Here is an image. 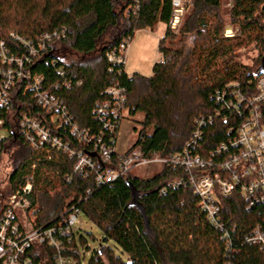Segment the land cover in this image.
Returning <instances> with one entry per match:
<instances>
[{"label": "trees", "instance_id": "trees-1", "mask_svg": "<svg viewBox=\"0 0 264 264\" xmlns=\"http://www.w3.org/2000/svg\"><path fill=\"white\" fill-rule=\"evenodd\" d=\"M229 2L231 9L226 10L222 0H194L173 36L167 31L171 0H0V41L12 56L29 57L31 46L46 35L52 37L46 50L25 66L31 76L43 79L42 89L64 104L70 116L69 124L58 131L35 95L24 96L21 84L13 90L10 111L0 109V121L11 136L0 154V222L4 201L30 183L28 199L36 211L37 231L52 232L55 240L71 247L59 236L58 225L65 228L68 216L77 210L100 232L87 264H264L256 248L243 242L259 223L264 233V203L246 212L239 195L221 199L220 215L229 225L224 241V233L210 224L191 188L174 187L185 178L183 170L168 165L143 180L132 175L133 167L113 183L97 185L96 173L85 177L73 171L75 159L69 154L49 145L33 149L24 138L13 136L14 122L23 113L40 120L51 137L71 150L88 154L97 167L100 158L94 147L103 142L116 168L118 158L136 149L147 162L167 161L199 130L198 155L214 165L225 161L216 150L223 144L230 149V130L234 134L243 116L228 107L234 101L223 91L234 84L241 93H253L261 78L257 71L264 67V0ZM132 7L138 11L126 17ZM159 25L166 30L157 46L160 62L150 77L127 76L124 65L112 66L108 57L124 41L130 44L136 33H152ZM227 27L238 36L224 38ZM54 35L60 37L58 42ZM249 49L255 53L251 68L239 62ZM95 54L98 60L92 64L73 61ZM112 88L125 91L130 118L142 117L134 128L136 141L124 155L114 152L116 132L110 133L107 119L97 114ZM72 125L91 143L79 144L70 134ZM232 225L237 226L233 234ZM18 258L20 264L25 259L35 263L30 250Z\"/></svg>", "mask_w": 264, "mask_h": 264}, {"label": "built area", "instance_id": "built-area-1", "mask_svg": "<svg viewBox=\"0 0 264 264\" xmlns=\"http://www.w3.org/2000/svg\"><path fill=\"white\" fill-rule=\"evenodd\" d=\"M172 12L167 25V31L173 36L179 33L185 15L191 12L194 0H171ZM231 6V4H230ZM137 7H132L127 11V15L135 16ZM230 27L225 28L223 37L231 39L237 37ZM57 42L59 36L54 35ZM13 38V36H11ZM161 38L160 42H163ZM52 42L51 36H44L40 39L36 47L31 46L29 57H14L6 49L4 42L0 41V109L10 111V101L13 90L17 84H21L24 96L35 95L38 106L46 114L50 113L51 123L59 131L64 125L69 124L70 116L67 107L59 100L51 97L42 89L43 79L33 77L26 69L25 65H31L39 53L46 50L45 43ZM129 43L124 41L118 50H115L108 57L112 66L124 65L128 55ZM32 59V60H31ZM30 79L32 81L30 82ZM233 99L228 107L243 116L239 125L234 129V134L230 130L228 146L225 145L216 150L218 156H226L225 161L214 165L212 160H204L198 155V140L201 132L196 130L193 139L188 142L182 152L170 157L167 161L154 160L147 162L143 160L139 149L133 150L127 157L118 158L116 168L111 167V151L103 142L97 141L94 153L99 156V166L95 165L88 154L75 152L69 145H64L60 140L51 137L50 131L42 122L35 117H27L20 113L17 124L14 122L13 136L24 138L25 141L36 149L49 145L51 149L69 154L75 159L73 171L87 176L89 173L95 174L97 185L113 183L114 180L129 173L138 165H159L161 168L173 166L183 170L186 176L183 180L174 183L175 188L189 187L200 199L202 212L215 229L224 233L228 228V222L221 217V199L239 195L246 203V212L251 211L253 204L264 203V78L261 77L256 83V91L241 93L237 85L225 87L223 95ZM109 99L99 106L97 114L102 120L107 119V126L110 133L117 132L120 123L127 112L125 105L127 98L125 91L120 88H112L106 91ZM198 128L199 125H198ZM70 134L74 136L79 144L83 142L90 144L91 141L83 137L84 131H79L72 125ZM11 137L5 130L4 123L0 121V154L3 152V145ZM89 142V143H88ZM222 149V152H221ZM115 152V151H114ZM233 152V153H230ZM113 153V151H112ZM217 167V168H216ZM98 170V171H96ZM224 176V177H223ZM32 194L30 183L25 188L4 201V215L0 222V264H20L19 256L24 255L26 250L33 252L35 263L31 259H25L22 264H87L91 252L95 248H90L83 237L82 223L78 222L81 215L74 210L67 218L64 228L58 225V234L62 240L71 243V247H64L63 243L55 240L52 232H39L35 229L36 211L31 209L29 196ZM242 219L240 218L239 221ZM264 223V221L262 222ZM260 223L254 226L253 231L243 236V242L247 248H256L264 257V233ZM237 230L236 225L230 227L233 234ZM226 232V231H225ZM86 239V238H85ZM224 233L222 240H227ZM87 240V239H86ZM74 243V245H73ZM226 247L230 248L229 242ZM39 250L42 251L39 255Z\"/></svg>", "mask_w": 264, "mask_h": 264}, {"label": "rangeland", "instance_id": "rangeland-1", "mask_svg": "<svg viewBox=\"0 0 264 264\" xmlns=\"http://www.w3.org/2000/svg\"><path fill=\"white\" fill-rule=\"evenodd\" d=\"M222 6L226 10L231 9L229 0H222ZM165 30L164 26L159 25L152 33L148 31L136 33L134 39L129 44L128 55L125 60L124 71L127 76H132L134 74L141 75L145 78L151 76L153 66L157 62H160V57L157 54V46L159 40L161 41V38H163ZM97 57L98 55L95 54L92 58L72 60L80 65H88L94 63ZM253 59H255V53L252 52V49H249L243 53L239 62L251 68ZM141 120V116L130 118L127 112L124 114L117 132L114 150L116 154L124 155L133 146L137 137L134 128L138 129L137 124L141 122ZM159 172V165H138L132 169L131 173L136 178L147 180L154 177ZM78 222L82 223V230H84L82 235L87 239V245L92 249L98 247L101 235L97 228H95L83 215H79ZM108 247L112 249L117 256H122V253L113 245H109Z\"/></svg>", "mask_w": 264, "mask_h": 264}, {"label": "water", "instance_id": "water-1", "mask_svg": "<svg viewBox=\"0 0 264 264\" xmlns=\"http://www.w3.org/2000/svg\"><path fill=\"white\" fill-rule=\"evenodd\" d=\"M258 76L264 77V67L261 65L259 70L257 71Z\"/></svg>", "mask_w": 264, "mask_h": 264}, {"label": "crops", "instance_id": "crops-1", "mask_svg": "<svg viewBox=\"0 0 264 264\" xmlns=\"http://www.w3.org/2000/svg\"><path fill=\"white\" fill-rule=\"evenodd\" d=\"M159 42H160V40H159ZM158 63V62H157ZM162 168L160 167V170H161Z\"/></svg>", "mask_w": 264, "mask_h": 264}]
</instances>
